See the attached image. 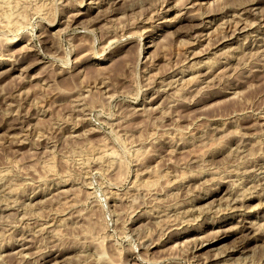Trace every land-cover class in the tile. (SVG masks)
Listing matches in <instances>:
<instances>
[{
  "label": "rangeland",
  "instance_id": "rangeland-1",
  "mask_svg": "<svg viewBox=\"0 0 264 264\" xmlns=\"http://www.w3.org/2000/svg\"><path fill=\"white\" fill-rule=\"evenodd\" d=\"M0 264H264V0H0Z\"/></svg>",
  "mask_w": 264,
  "mask_h": 264
},
{
  "label": "bare ground",
  "instance_id": "bare-ground-1",
  "mask_svg": "<svg viewBox=\"0 0 264 264\" xmlns=\"http://www.w3.org/2000/svg\"><path fill=\"white\" fill-rule=\"evenodd\" d=\"M255 2H256V1H255ZM52 17H53V16H52ZM243 27H244V26H243ZM191 55H192V54H191ZM182 174H183V173H182ZM192 175H193V174H192ZM188 180H189V179H188ZM146 184H147V183H146ZM139 185H140V184H139ZM196 191H197V190H196ZM210 191H211V190H210ZM206 192H207V191H206ZM208 192H209V191H208ZM170 219H171V218H170ZM168 220H169V219H168ZM217 233H218V231H217ZM217 233H216V235H217ZM213 236H214V235H212V238H210V239H206L205 242L207 241L208 244H209L211 241H215V239L218 240L220 235L215 236V237H213ZM202 242H204V241H201L199 244L201 245ZM193 244H194V243H193ZM193 244H192V245H193ZM190 247H192V246H190ZM196 247H197V245L194 246V248H196ZM239 249H240V248H239ZM239 249H238V250H239ZM231 250H233V249H231ZM231 250H229V251H231ZM234 250H235V249H234ZM190 252H191V251H190ZM191 253H192V252H191ZM217 253H219V252H217ZM217 253H215V254L217 255ZM229 254H230V253H229ZM192 255H194V254H191V257H195V256H192ZM217 256H218V255H217ZM217 256H216V258H217ZM214 257H215V255H214ZM214 257H213V259H214ZM218 257H219V256H218ZM208 258H209V256H208ZM211 258H212V257H211ZM211 258L209 259V261L212 260ZM192 259H193V258H192ZM189 260H190V259H189ZM204 260H205V258H204ZM214 260H215V259H214ZM207 261H208V260H207ZM205 263H207V262L205 261Z\"/></svg>",
  "mask_w": 264,
  "mask_h": 264
}]
</instances>
